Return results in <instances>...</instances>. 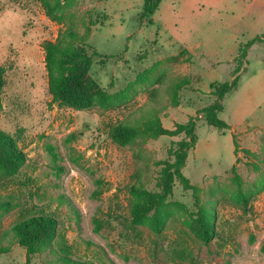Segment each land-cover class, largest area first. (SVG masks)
Wrapping results in <instances>:
<instances>
[{
	"label": "rangeland",
	"instance_id": "1",
	"mask_svg": "<svg viewBox=\"0 0 264 264\" xmlns=\"http://www.w3.org/2000/svg\"><path fill=\"white\" fill-rule=\"evenodd\" d=\"M141 9L142 0H74L56 12L58 22L44 0H0V131L26 157L14 172L0 169V201L10 203L0 208V264H25L10 231L40 213L57 218L58 243L87 264H264V39L249 47L239 86L223 99L218 116L229 129L199 115L182 169L214 215L208 243L192 191L177 181L159 230L152 213L131 222L138 198L130 189L158 191L160 163L173 160L174 143L185 135L140 136L125 145L109 137L114 126L155 118L173 129L211 104L210 84L229 82L240 45L264 33V0H162L153 23L139 25ZM65 29L98 53L90 75L104 104L74 110L52 100L43 44ZM57 257L46 249L30 264H57Z\"/></svg>",
	"mask_w": 264,
	"mask_h": 264
},
{
	"label": "trees",
	"instance_id": "2",
	"mask_svg": "<svg viewBox=\"0 0 264 264\" xmlns=\"http://www.w3.org/2000/svg\"><path fill=\"white\" fill-rule=\"evenodd\" d=\"M74 0H44L47 16L53 21H62V9L69 6ZM162 0H142V9L138 18L139 25L152 24V15L158 9ZM264 39V33L256 36L246 44L240 45L238 55L235 59L237 65L232 71V79L229 82H212L210 84L211 95L214 101L208 106L197 111V116L190 117L187 122L175 124L173 129L162 126L155 118L140 127L127 125L114 126L109 131V137L118 145H125L140 136L174 137L181 134L185 138L174 143L175 149L172 152L173 160H164L160 164L159 190L149 192L142 187L133 186L130 191L138 198L130 210L131 222L139 224L149 213H152V220L155 230L162 225L159 214L167 198L172 194L174 183L177 181L184 190H191L198 206L197 227L201 240L208 243L213 234L214 215L203 209L199 204L197 188L192 185L182 173L188 152L194 148L197 140L195 133L196 120L202 115L206 124L219 131H226L229 125L219 119V113L223 111V99L234 92L239 86V73L245 63L247 50L256 42ZM44 64L48 78V90L54 102L74 110L89 109L95 100L104 104L106 94L101 92L98 85L90 75L93 58L98 53L81 42L79 34L71 29L61 31L55 41H47L43 44ZM90 50V51H89ZM5 84V69L0 66V111L2 108V93ZM232 142L236 151L237 141L235 134L232 135ZM26 160L25 154L17 148L15 140L9 134L0 131V169H9L14 172L19 165ZM234 180L239 185V177L232 169ZM239 198L244 200L243 194ZM10 205L7 201H0V208L6 209ZM97 226L99 224L96 221ZM59 221L51 214H34L17 221L11 228V235L17 243L26 251L25 264H30L31 257L36 253L50 249L58 255L57 264H87L74 260L67 251V246L62 242L58 243L57 230ZM99 229V227H96ZM64 247L65 249H61ZM5 249L0 247V254Z\"/></svg>",
	"mask_w": 264,
	"mask_h": 264
},
{
	"label": "crops",
	"instance_id": "3",
	"mask_svg": "<svg viewBox=\"0 0 264 264\" xmlns=\"http://www.w3.org/2000/svg\"><path fill=\"white\" fill-rule=\"evenodd\" d=\"M235 58H236V57H235ZM235 58H234V59H235Z\"/></svg>",
	"mask_w": 264,
	"mask_h": 264
}]
</instances>
